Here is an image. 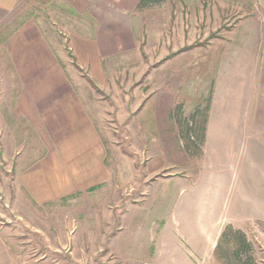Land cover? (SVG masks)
Masks as SVG:
<instances>
[{
    "label": "rangeland",
    "instance_id": "374dc122",
    "mask_svg": "<svg viewBox=\"0 0 264 264\" xmlns=\"http://www.w3.org/2000/svg\"><path fill=\"white\" fill-rule=\"evenodd\" d=\"M140 1L0 10V264H243L229 228L264 264V139L206 140L219 67L208 46L245 37L253 2ZM66 101L93 117L105 181L37 206L15 179L61 151L71 130L47 112Z\"/></svg>",
    "mask_w": 264,
    "mask_h": 264
},
{
    "label": "crops",
    "instance_id": "0c3cea01",
    "mask_svg": "<svg viewBox=\"0 0 264 264\" xmlns=\"http://www.w3.org/2000/svg\"><path fill=\"white\" fill-rule=\"evenodd\" d=\"M21 1L0 0V10L12 11ZM252 2L255 25L236 27L248 35L208 46V60H216L219 66L208 113L209 149L216 142L232 144L243 140V129L255 130V136L264 139V0ZM67 103L59 104L58 111L49 105L47 112L49 127H55L63 117L71 130L64 137L61 151L55 145L49 150L47 163L19 170L15 179L18 197L26 195L37 206L93 192L105 181V154L93 117L80 102ZM18 215L23 217V212Z\"/></svg>",
    "mask_w": 264,
    "mask_h": 264
},
{
    "label": "trees",
    "instance_id": "16d2710c",
    "mask_svg": "<svg viewBox=\"0 0 264 264\" xmlns=\"http://www.w3.org/2000/svg\"><path fill=\"white\" fill-rule=\"evenodd\" d=\"M165 1L166 0H141L139 7L146 8L156 6ZM228 235H230L229 242L232 241L236 246L234 248V255H236L238 259H240L243 255V257L245 258H243V264H254L251 245L249 244L245 234L241 231H236L229 228L227 234H225L224 236L227 237Z\"/></svg>",
    "mask_w": 264,
    "mask_h": 264
}]
</instances>
